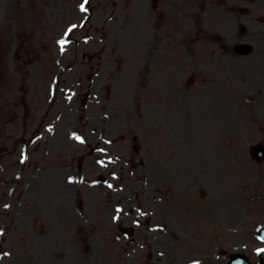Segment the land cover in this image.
<instances>
[{
  "label": "rangeland",
  "instance_id": "obj_1",
  "mask_svg": "<svg viewBox=\"0 0 264 264\" xmlns=\"http://www.w3.org/2000/svg\"><path fill=\"white\" fill-rule=\"evenodd\" d=\"M261 16L264 0H0V264L257 261Z\"/></svg>",
  "mask_w": 264,
  "mask_h": 264
},
{
  "label": "water",
  "instance_id": "obj_2",
  "mask_svg": "<svg viewBox=\"0 0 264 264\" xmlns=\"http://www.w3.org/2000/svg\"><path fill=\"white\" fill-rule=\"evenodd\" d=\"M242 263L243 264H250V263H248V261L246 259L241 260L239 258L233 262V264H242ZM263 264H264V262H263Z\"/></svg>",
  "mask_w": 264,
  "mask_h": 264
},
{
  "label": "snow or ice",
  "instance_id": "obj_3",
  "mask_svg": "<svg viewBox=\"0 0 264 264\" xmlns=\"http://www.w3.org/2000/svg\"><path fill=\"white\" fill-rule=\"evenodd\" d=\"M85 2L87 3V0H85ZM82 10H84V9H83V6H82ZM63 43H64V42H63V41H61V44H63Z\"/></svg>",
  "mask_w": 264,
  "mask_h": 264
}]
</instances>
